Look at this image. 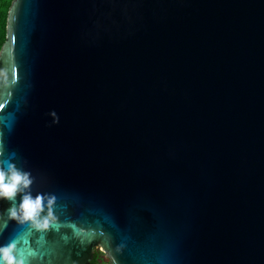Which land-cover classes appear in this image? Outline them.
I'll return each mask as SVG.
<instances>
[{"label": "water", "instance_id": "1", "mask_svg": "<svg viewBox=\"0 0 264 264\" xmlns=\"http://www.w3.org/2000/svg\"><path fill=\"white\" fill-rule=\"evenodd\" d=\"M0 103L24 264H264V0H14Z\"/></svg>", "mask_w": 264, "mask_h": 264}, {"label": "clouds", "instance_id": "2", "mask_svg": "<svg viewBox=\"0 0 264 264\" xmlns=\"http://www.w3.org/2000/svg\"><path fill=\"white\" fill-rule=\"evenodd\" d=\"M32 183L29 173L20 171L15 166H10L7 170L0 167V200L12 202L10 218L21 224H30L36 230L46 231L56 222L53 214L55 201L48 200L47 215H44L45 198L40 195L34 197L31 194ZM16 249L17 244L14 242L0 247V264H24L22 260L17 259L19 253Z\"/></svg>", "mask_w": 264, "mask_h": 264}, {"label": "trees", "instance_id": "3", "mask_svg": "<svg viewBox=\"0 0 264 264\" xmlns=\"http://www.w3.org/2000/svg\"><path fill=\"white\" fill-rule=\"evenodd\" d=\"M14 0H0V53L7 41L8 15ZM92 264H100L96 255Z\"/></svg>", "mask_w": 264, "mask_h": 264}, {"label": "snow or ice", "instance_id": "4", "mask_svg": "<svg viewBox=\"0 0 264 264\" xmlns=\"http://www.w3.org/2000/svg\"><path fill=\"white\" fill-rule=\"evenodd\" d=\"M12 39H13V42L15 41V38L14 37H12ZM3 107H4V105L2 104V103H0V110H2L3 109ZM10 166H12V165H8L6 168H4L5 170H7V168L8 167H10ZM40 196H42V197H44L45 198V194H41ZM4 201H6V200H0V202H4ZM9 202V201H8ZM13 206V205H12ZM53 228H57L58 229V225H53L52 226ZM101 235H103V233H100ZM91 235H95V233H92ZM14 243H19V240H16V241H13ZM17 258L18 259H20V260H22L23 262L25 261V256H24V253H23V250H21L20 251V253H19V255L17 256Z\"/></svg>", "mask_w": 264, "mask_h": 264}, {"label": "built area", "instance_id": "5", "mask_svg": "<svg viewBox=\"0 0 264 264\" xmlns=\"http://www.w3.org/2000/svg\"><path fill=\"white\" fill-rule=\"evenodd\" d=\"M101 249H103L101 246H99L98 248H96V254H97V257H98V262L100 264H102L107 258L109 259V257L106 254V252L104 250L101 251Z\"/></svg>", "mask_w": 264, "mask_h": 264}, {"label": "rangeland", "instance_id": "6", "mask_svg": "<svg viewBox=\"0 0 264 264\" xmlns=\"http://www.w3.org/2000/svg\"><path fill=\"white\" fill-rule=\"evenodd\" d=\"M102 264H109V259L107 258Z\"/></svg>", "mask_w": 264, "mask_h": 264}, {"label": "flooded vegetation", "instance_id": "7", "mask_svg": "<svg viewBox=\"0 0 264 264\" xmlns=\"http://www.w3.org/2000/svg\"><path fill=\"white\" fill-rule=\"evenodd\" d=\"M97 254H95V257H96Z\"/></svg>", "mask_w": 264, "mask_h": 264}]
</instances>
